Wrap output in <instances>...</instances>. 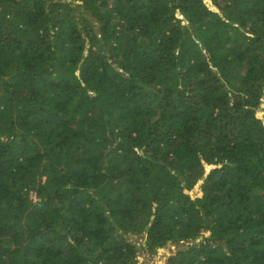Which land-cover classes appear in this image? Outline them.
Here are the masks:
<instances>
[{
	"label": "trees",
	"instance_id": "16d2710c",
	"mask_svg": "<svg viewBox=\"0 0 264 264\" xmlns=\"http://www.w3.org/2000/svg\"><path fill=\"white\" fill-rule=\"evenodd\" d=\"M263 98L264 0H0V264H264Z\"/></svg>",
	"mask_w": 264,
	"mask_h": 264
},
{
	"label": "rangeland",
	"instance_id": "374dc122",
	"mask_svg": "<svg viewBox=\"0 0 264 264\" xmlns=\"http://www.w3.org/2000/svg\"><path fill=\"white\" fill-rule=\"evenodd\" d=\"M210 4V3H208ZM209 8H212L211 5H208ZM88 20V22L91 23V26L94 27V30L97 31L96 26H98V24L93 21L92 19H86ZM185 23V22H184ZM85 55V53H84ZM257 117L259 119H264V98L262 99V104L260 105V107L258 108V110L256 111ZM205 177H203L197 184L194 192L192 193L193 197H196L199 193V187L202 185L203 180ZM30 197L36 201L35 195L31 194ZM127 239L129 240V242L131 244H136L138 245H142L144 243V238L142 237H134L131 236L129 234L126 235ZM181 247V246H173V245H168L163 249L157 250L156 253L154 254H149L146 250H140L137 254V260H136V264H166V262L168 261V258L171 256H174L175 253L177 252V250L185 248Z\"/></svg>",
	"mask_w": 264,
	"mask_h": 264
}]
</instances>
